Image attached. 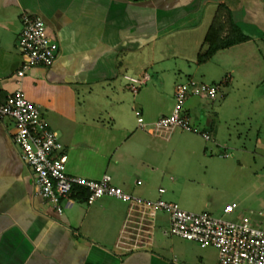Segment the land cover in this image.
Instances as JSON below:
<instances>
[{"label": "crops", "instance_id": "0c3cea01", "mask_svg": "<svg viewBox=\"0 0 264 264\" xmlns=\"http://www.w3.org/2000/svg\"><path fill=\"white\" fill-rule=\"evenodd\" d=\"M219 5L245 39L198 64ZM23 15L41 19L58 46L53 66L31 68L20 88L56 133L68 175L90 180L107 175L134 196L176 203L178 196L167 195L162 186L161 160L174 136L185 133L150 135L138 128L134 112L140 111L146 124L169 115L175 85L197 72L209 83L228 79L214 100L190 98L184 105L192 125L209 135L208 149L242 156L255 153L256 146L237 143L261 144L264 0H0L2 100L17 88L16 73L24 62L18 47ZM145 75L148 81L132 95L124 77ZM98 89L104 101L91 100ZM217 99L220 104L212 103ZM13 132L11 120L0 122V264H217L213 248L163 235L164 215L156 217L148 241L135 248L131 228L137 213L114 198L89 205L76 190L61 200L57 214L37 194L11 141Z\"/></svg>", "mask_w": 264, "mask_h": 264}, {"label": "built area", "instance_id": "2783aa9c", "mask_svg": "<svg viewBox=\"0 0 264 264\" xmlns=\"http://www.w3.org/2000/svg\"><path fill=\"white\" fill-rule=\"evenodd\" d=\"M22 29L18 38V47L24 62L16 73L17 88L0 99V122L12 121L14 132L11 141L17 149L21 162L30 170L37 194L50 203L57 214H61V200L76 190L86 193L85 202L92 204L104 198H114L128 204L131 211L137 213L134 227L131 228V241L136 248L143 246L151 236L154 221L158 215L167 219V228L163 235L191 242L200 248H213L217 253V264H264V221L257 222L247 216L238 215L232 220L214 217L209 212H189L178 204L158 199H143L134 196L121 187L114 185L110 177L90 180L68 175L65 172L67 157L39 108L27 100L20 88L25 73L34 67L50 68L56 61L58 46L52 40L43 21L27 15L21 17ZM130 86L132 95L148 81V76L137 79L124 77ZM228 83L225 79L218 85L201 84L187 79L175 85L172 111L151 124H146L141 112L136 110L137 126L150 135H160L173 130L198 134L208 142L209 135L199 132L185 114L184 105L190 98L214 100L221 87ZM140 185V182H137ZM161 195L164 189H158ZM237 209L235 203L223 208L224 215H230Z\"/></svg>", "mask_w": 264, "mask_h": 264}, {"label": "rangeland", "instance_id": "374dc122", "mask_svg": "<svg viewBox=\"0 0 264 264\" xmlns=\"http://www.w3.org/2000/svg\"><path fill=\"white\" fill-rule=\"evenodd\" d=\"M210 65L206 67H210ZM205 73L210 74L211 71L207 70L206 72L205 70ZM195 75H192L194 77L191 78L201 84H220L219 82L209 83L199 80V75H201L199 72ZM186 79L187 75H183L179 83ZM221 89L224 91L225 86ZM261 90H264V85ZM98 91L99 95H92L91 100L104 101V93L102 94L99 89ZM129 92L126 95L132 104L135 101H132L133 98ZM258 93H253V98ZM247 94L250 95V92L248 91ZM212 103L217 105L221 101L217 99ZM183 133L185 134L174 136L176 137L175 140L168 144L169 148L165 150L162 156V169L167 176L164 177L162 186L167 195L178 196L179 200L174 202H178L182 208L188 211L209 212L214 217L226 220H232L241 215L257 222H263L264 136H260V145H255L253 140L252 143L247 140L244 143L242 141L236 144L237 146L244 144L247 149L256 146L255 153L239 156L234 152L227 151L229 154L225 157V153L221 152L220 148L208 149L213 145L211 141H204L198 134ZM249 140L251 139L249 138ZM231 145L228 146L231 147ZM185 154L192 156H183ZM203 154L205 155L203 156ZM169 177H172L173 180L170 181ZM177 183L179 185L174 187ZM206 203H210V205L206 207ZM232 203L237 205V209L230 215H224L223 208ZM213 253L215 252L213 251Z\"/></svg>", "mask_w": 264, "mask_h": 264}, {"label": "trees", "instance_id": "16d2710c", "mask_svg": "<svg viewBox=\"0 0 264 264\" xmlns=\"http://www.w3.org/2000/svg\"><path fill=\"white\" fill-rule=\"evenodd\" d=\"M244 36L230 19L228 10L224 5H219L203 39V48L197 53V63L208 61L215 52L237 41H243ZM80 199H86L82 190L76 194Z\"/></svg>", "mask_w": 264, "mask_h": 264}]
</instances>
